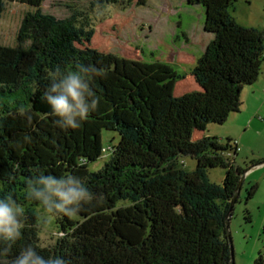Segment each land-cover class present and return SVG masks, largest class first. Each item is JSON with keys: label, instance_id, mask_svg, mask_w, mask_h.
I'll use <instances>...</instances> for the list:
<instances>
[{"label": "trees", "instance_id": "obj_1", "mask_svg": "<svg viewBox=\"0 0 264 264\" xmlns=\"http://www.w3.org/2000/svg\"><path fill=\"white\" fill-rule=\"evenodd\" d=\"M8 1L32 8L17 32L27 45L0 44V198L12 196L25 224L4 258L8 264L29 244L66 264H229L225 219L246 170L232 158L234 140L222 143L202 132L241 110L243 90L261 74L263 32L235 21L229 12L235 0H186L204 8L203 30L211 36L191 70L199 90L175 96L181 75L169 64L92 48L87 18H57L42 11L43 0H0V15ZM132 1L96 0L123 10ZM78 63L107 74L94 83L98 111L65 132L54 123L43 90L49 69ZM103 130L117 132V143L105 147ZM196 132L201 135L194 139ZM107 151L103 165L90 171ZM181 156L193 158L195 169L187 171ZM215 167L225 169L221 185L208 178ZM37 169L79 176L96 194L78 218L56 217L61 235L49 247L39 242L44 208L28 196ZM253 264H264L262 252Z\"/></svg>", "mask_w": 264, "mask_h": 264}, {"label": "rangeland", "instance_id": "obj_2", "mask_svg": "<svg viewBox=\"0 0 264 264\" xmlns=\"http://www.w3.org/2000/svg\"><path fill=\"white\" fill-rule=\"evenodd\" d=\"M135 2L133 0L123 10L119 5H101L96 0H43L41 9L57 18L72 13L77 19L87 18L94 28L88 43L92 48L120 57L141 61L157 59L169 64L181 75L175 84V96L199 90L191 70L211 36L203 30L204 8L188 4L186 0H146L143 5ZM31 9L18 1L6 2L0 15V44L27 45V41L18 42L17 32ZM229 12L237 23L256 28L264 36V0H235ZM259 78L255 97L248 90L243 91L241 110L230 114L223 124H207L202 132L206 136L218 137L222 143L227 137L236 141L238 149L232 155L235 165L249 169L228 218L233 264H253L259 252L264 254V60ZM101 135L105 147L116 144L119 139L114 131L103 130ZM200 135L196 132L194 139ZM108 151L89 164L90 171L103 165L109 156ZM179 161L187 171L196 167V161L189 156H181ZM224 173L222 167L207 170L209 180L218 185L222 184ZM253 185V195L247 198ZM38 212L39 242L41 246L49 247L61 235L59 224L56 216L48 214L45 209Z\"/></svg>", "mask_w": 264, "mask_h": 264}, {"label": "clouds", "instance_id": "obj_3", "mask_svg": "<svg viewBox=\"0 0 264 264\" xmlns=\"http://www.w3.org/2000/svg\"><path fill=\"white\" fill-rule=\"evenodd\" d=\"M106 74L104 69L79 63L49 69V83L43 90V100L60 130L76 131L98 111L101 101L94 83L96 78L103 79ZM28 196L39 202L48 214L69 219L78 218L85 206L96 199L83 178L72 174L58 177L39 169L28 184ZM22 217L23 210L11 195L0 198V243L5 245L0 248V264H8L4 258L10 256L12 246L23 236ZM11 264H66V261L59 256L45 258L29 244L20 250Z\"/></svg>", "mask_w": 264, "mask_h": 264}, {"label": "water", "instance_id": "obj_4", "mask_svg": "<svg viewBox=\"0 0 264 264\" xmlns=\"http://www.w3.org/2000/svg\"><path fill=\"white\" fill-rule=\"evenodd\" d=\"M243 178H244V174L240 176V179H239V181L237 183L234 195H233V197H232V199L230 201L229 211H228V213L226 215V219H225L226 220V232H227L228 236H229V232H228V218H229L230 212L232 210L233 204L236 201V198L238 196L239 189H240V186H241ZM229 243H230V262H229V264H233V254H232V247H231V240L230 239H229Z\"/></svg>", "mask_w": 264, "mask_h": 264}, {"label": "crops", "instance_id": "obj_5", "mask_svg": "<svg viewBox=\"0 0 264 264\" xmlns=\"http://www.w3.org/2000/svg\"><path fill=\"white\" fill-rule=\"evenodd\" d=\"M260 81H261V78H258V80H257L253 85H251V86L245 88L243 91L248 90V92H250L251 95L255 97V95L257 94V90H256V87H255V86H256L257 84H259ZM242 93H243V92H242ZM248 170H249V169H248ZM248 170H246V172L244 173V175L247 173Z\"/></svg>", "mask_w": 264, "mask_h": 264}, {"label": "built area", "instance_id": "obj_6", "mask_svg": "<svg viewBox=\"0 0 264 264\" xmlns=\"http://www.w3.org/2000/svg\"><path fill=\"white\" fill-rule=\"evenodd\" d=\"M234 143H236V141H234Z\"/></svg>", "mask_w": 264, "mask_h": 264}]
</instances>
